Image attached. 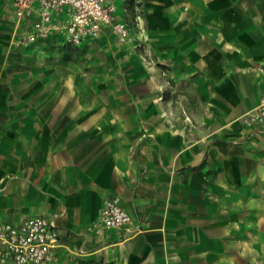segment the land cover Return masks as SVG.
<instances>
[{
	"label": "crops",
	"instance_id": "1",
	"mask_svg": "<svg viewBox=\"0 0 264 264\" xmlns=\"http://www.w3.org/2000/svg\"><path fill=\"white\" fill-rule=\"evenodd\" d=\"M145 1L181 108L174 94L94 103L72 74L52 79L45 50L16 45L30 25L0 0V220L53 218L52 264H264V132L241 120L264 88V0ZM116 194L132 231L92 230Z\"/></svg>",
	"mask_w": 264,
	"mask_h": 264
},
{
	"label": "built area",
	"instance_id": "2",
	"mask_svg": "<svg viewBox=\"0 0 264 264\" xmlns=\"http://www.w3.org/2000/svg\"><path fill=\"white\" fill-rule=\"evenodd\" d=\"M12 5L19 24L30 25L20 34L21 45L52 33L75 44L97 38L107 29L121 39L129 35L128 19L117 18L109 0H12ZM140 17L136 16L139 21ZM241 120L254 133L264 132V88L259 101ZM131 225L132 217L116 194L105 198L100 217L90 228L98 233L112 228L132 231ZM62 246L61 232L50 216L35 215L18 222L0 220V264H52Z\"/></svg>",
	"mask_w": 264,
	"mask_h": 264
},
{
	"label": "rangeland",
	"instance_id": "3",
	"mask_svg": "<svg viewBox=\"0 0 264 264\" xmlns=\"http://www.w3.org/2000/svg\"><path fill=\"white\" fill-rule=\"evenodd\" d=\"M142 1L146 13V23L142 25L136 18V11L140 7L136 0L115 1L118 3L117 8L125 9L129 16V35L124 39L116 37L113 42L96 40L88 44H75L65 39L50 38L48 35L39 37L35 42L27 45H21L18 43L19 35L16 45L26 48L39 47L45 50L48 54L43 57L44 64L48 65L49 68L46 69L49 74L54 76L52 79L72 74L80 88L84 91L88 90L94 103L100 100L107 102L109 106H115V102L123 104L129 100L138 101L141 95L157 94L162 98L174 94L177 98L174 100V105L181 108V89L177 86L173 89L174 92L171 91L172 88L166 81L165 62L159 60L151 45L149 20H147L149 11L146 1ZM69 64L75 65V68L69 67ZM55 65H58L56 70H54ZM65 68L68 71H65ZM155 76L158 78V83L156 87H151L152 77ZM197 96V93L189 96L191 110L194 112L199 108ZM126 107L132 112L139 111V107L135 104H127ZM193 122L196 121L192 119L191 123Z\"/></svg>",
	"mask_w": 264,
	"mask_h": 264
}]
</instances>
